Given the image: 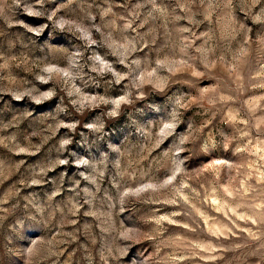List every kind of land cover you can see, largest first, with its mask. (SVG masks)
Returning <instances> with one entry per match:
<instances>
[{"label": "rangeland", "instance_id": "obj_1", "mask_svg": "<svg viewBox=\"0 0 264 264\" xmlns=\"http://www.w3.org/2000/svg\"><path fill=\"white\" fill-rule=\"evenodd\" d=\"M0 264H264V0H0Z\"/></svg>", "mask_w": 264, "mask_h": 264}]
</instances>
